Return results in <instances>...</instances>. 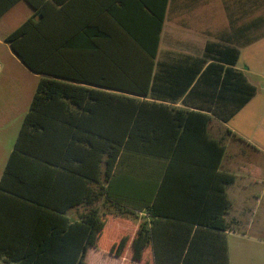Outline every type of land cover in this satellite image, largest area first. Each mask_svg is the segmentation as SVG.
Instances as JSON below:
<instances>
[{
  "label": "trees",
  "instance_id": "obj_1",
  "mask_svg": "<svg viewBox=\"0 0 264 264\" xmlns=\"http://www.w3.org/2000/svg\"><path fill=\"white\" fill-rule=\"evenodd\" d=\"M15 2L0 7V16ZM29 2L33 14L6 42L40 80L0 180V259L88 264L87 253L96 248L123 264H229L225 186L235 175L212 174L208 198L216 192L224 201L214 215L162 214L163 184L149 198L128 192L133 178L147 176L149 159L169 160L164 181L180 161L193 164L181 160L192 138L214 146L216 170L220 166L226 148L211 137V117L203 111L224 113L228 121L257 91L234 68L236 35L225 39L230 44L208 42L202 60L175 63L179 70L171 73L157 61L167 0L148 37L116 18L102 24L83 16L72 27L65 23L64 1ZM258 26L264 17L249 29ZM258 36L264 31L244 44ZM168 77L176 87L162 89ZM185 94L202 99L192 104L196 110L146 99L176 102ZM116 227V236L107 239Z\"/></svg>",
  "mask_w": 264,
  "mask_h": 264
},
{
  "label": "crops",
  "instance_id": "obj_2",
  "mask_svg": "<svg viewBox=\"0 0 264 264\" xmlns=\"http://www.w3.org/2000/svg\"><path fill=\"white\" fill-rule=\"evenodd\" d=\"M10 0H0V7L6 5ZM14 4L4 12L3 18L10 10L19 4H25L33 14L34 9L29 0H15ZM53 2V0H51ZM67 6L65 23L75 27L76 19L83 16L95 17L102 24L109 19L124 21L133 27L139 34L154 32L156 15L162 11L163 0H60ZM215 3V0H213ZM212 0H167L165 20L161 32V42L158 50L157 61L162 71H178L175 63L199 62L204 58L205 48L208 42H221L230 44L225 39L236 35L234 45L238 46L240 56L234 66L247 80L256 87V94L237 113L224 121L223 114L212 111H203L211 117L209 133L211 137L221 141L226 150L220 166L216 170V149L204 139L192 138L184 146L181 160L192 161L193 164L180 161L177 167L172 168L167 180L164 174L169 160L149 159L152 162L145 167L147 176L145 178H133L130 183L131 196L150 197V193L159 190L162 186L160 207L164 215H178L198 217L200 215L218 214L224 207L223 198L213 194L208 198L212 184V174L216 171L235 175V181L226 185V192L231 201L230 208L225 214L227 229L225 234L228 240L229 264H264V235L256 232L263 231L264 216L255 222L254 217L259 214L260 204L264 201V160H256L248 157L241 146L248 145L263 152L264 147L258 144L252 137L260 132L259 126L264 121V59L262 56H248L246 50L252 48L264 40L260 37L252 43L244 44L251 37L254 30L250 31L249 24L252 20L259 19L258 16L252 20L244 17L248 11L247 2L238 0L236 11L227 12V16L219 23L216 6ZM57 9L60 4H54ZM228 7V6H227ZM229 11V10H228ZM24 12V11H23ZM30 17V16H29ZM156 18V19H155ZM260 29V26L257 27ZM254 35V34H253ZM148 37V36H147ZM201 49L196 44H201ZM233 45V44H232ZM262 52V51H260ZM210 61V60H209ZM186 64V63H183ZM158 68V64H157ZM262 77V78H263ZM162 89L175 88L171 78L165 79L159 84ZM149 101L162 102L170 107L196 110L192 104L202 102L201 98H186V94L176 102L170 100H158L152 97ZM226 116V115H225ZM227 117V116H226ZM171 118V117H169ZM194 130V129H193ZM199 135L198 127L195 128ZM238 140V141H235ZM260 143L262 140H259ZM238 142V143H237ZM236 144L239 148H236ZM11 154V153H10ZM240 154H244L241 156ZM10 156V155H9ZM9 158V157H8ZM8 161V159H7ZM7 163V162H6ZM198 163V164H194ZM6 164L0 174V180L4 174ZM223 186L217 182L216 186ZM220 188V187H219ZM208 199L209 204L205 206L204 201ZM140 217H148L146 210L136 211ZM69 215L74 216L75 210ZM134 222V220H132ZM256 230V231H255ZM216 246L218 244L216 243ZM103 258H114L116 256L107 254L96 248H91Z\"/></svg>",
  "mask_w": 264,
  "mask_h": 264
},
{
  "label": "rangeland",
  "instance_id": "obj_3",
  "mask_svg": "<svg viewBox=\"0 0 264 264\" xmlns=\"http://www.w3.org/2000/svg\"><path fill=\"white\" fill-rule=\"evenodd\" d=\"M237 1L238 0H215V3L213 1L219 17V23H222L223 19L227 16V12L236 11L234 7H236L235 3H237ZM243 1L248 4V11L246 14L244 13L246 19L252 20L258 16H264V0ZM232 3L234 5L233 8L231 7ZM30 14V9L25 4L21 3L0 19V174L14 148L24 117L30 108L40 80V75L31 71L13 52L10 44L6 42L7 36L31 16ZM263 31L264 26L260 27V29H255L252 34H254L253 36L260 35ZM196 45L201 49L203 42ZM246 53L248 56L261 55L264 59V40L252 48L250 47L246 50ZM262 77L263 76H260L258 79L263 80L264 77ZM262 93L264 95V91ZM259 127L260 132L257 136L252 138L264 147V121ZM259 140H262L261 142L263 143H260ZM234 145L236 148H239L236 144ZM240 148L244 150V154L247 153L248 155L247 158L241 157L242 160H247L249 156H254L256 160L259 161L264 160V151L256 152V150H253L252 147L246 144ZM244 154L240 155L243 156ZM259 207V214L254 217L255 222H258V220L262 218L261 213L264 212V201ZM118 231L119 227L110 228L108 232L109 238L107 239L114 238ZM256 233L264 235V225L263 231L261 233L259 231ZM86 260L88 264H123V262H120L118 259L109 257L103 258L93 249H89ZM0 264L13 263H8L0 259Z\"/></svg>",
  "mask_w": 264,
  "mask_h": 264
}]
</instances>
